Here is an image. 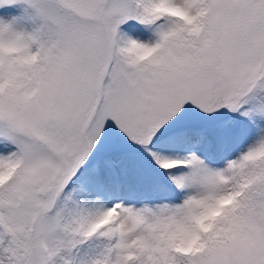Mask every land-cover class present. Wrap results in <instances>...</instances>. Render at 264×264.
I'll list each match as a JSON object with an SVG mask.
<instances>
[{"label": "snow or ice", "instance_id": "obj_1", "mask_svg": "<svg viewBox=\"0 0 264 264\" xmlns=\"http://www.w3.org/2000/svg\"><path fill=\"white\" fill-rule=\"evenodd\" d=\"M0 264H264V0H0Z\"/></svg>", "mask_w": 264, "mask_h": 264}]
</instances>
